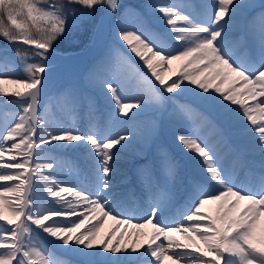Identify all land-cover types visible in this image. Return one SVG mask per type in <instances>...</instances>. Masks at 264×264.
Masks as SVG:
<instances>
[{
  "label": "snow or ice",
  "instance_id": "6c2138e0",
  "mask_svg": "<svg viewBox=\"0 0 264 264\" xmlns=\"http://www.w3.org/2000/svg\"><path fill=\"white\" fill-rule=\"evenodd\" d=\"M149 7L167 27H153L147 21L139 29L121 26L126 15L143 18L135 6L121 0H0V38L9 45L33 46L25 56L17 50L21 61L28 55L33 58L25 68L27 79L0 65V95L6 94L5 83L18 86L11 94L18 98L13 103L19 109L18 118L0 129V181L10 182L0 184V222H4L0 224V264H50V253L56 248L74 259L57 258L51 264H121L122 258L134 254L137 258L151 256L156 264H162V258L173 264L180 260L264 264V236L257 233L264 217V0L258 4L210 0L203 6L206 13L189 11L197 6L183 0H156ZM255 8L260 9L258 38L242 40L239 48L230 47V27ZM113 15L117 16L118 40L151 76L136 71L140 85L130 94L117 76L123 49L109 46L94 59L85 79L95 81L108 104L112 127H104L98 118L87 131L52 122L40 112L48 74L53 71L49 58L57 45L71 43L77 33L90 31L94 38L99 24ZM0 54L10 60L6 49H0ZM174 62L177 69L171 71ZM165 65L171 71L167 79L162 74ZM12 75L17 78L6 79ZM61 95L74 113L80 97L73 89H65ZM183 95H190L191 100L181 103L177 98ZM169 104V115L184 122L172 133L183 153V164L171 153L158 150V161L141 165L152 169L155 183L149 188L155 187L160 195L150 204V215L141 217L143 223H132L137 219L136 210L118 202L120 194L112 182L114 165L138 139L146 148L156 141L164 129L163 113ZM89 109L94 115L91 100ZM147 111L160 113L161 118L153 119L143 133L134 131L132 122ZM205 128L209 135L202 133ZM57 151L76 153L83 160V174L75 182L53 178L59 161L50 153ZM244 154L258 157L259 187L236 182L234 170L236 165L244 167ZM228 157L232 158L231 168L224 163ZM37 160L45 162L35 163ZM33 163L35 167L30 166ZM185 167L192 172L187 211L181 212L183 219L178 222L172 218L174 226H161L169 183ZM43 169L49 170L47 175ZM6 194L15 202L10 203ZM41 203L47 206L38 209ZM206 205H215L214 212L206 213ZM124 216L127 218L122 219ZM105 218L113 220L116 228L123 224L136 229L128 233L133 244H121L123 232L113 242L116 228L102 237ZM174 232L191 233L184 237L188 243L178 242L171 235ZM141 236L147 237V247L142 245L139 251L135 240ZM161 236L168 242L167 249L193 251L168 252L164 244L157 243Z\"/></svg>",
  "mask_w": 264,
  "mask_h": 264
},
{
  "label": "bare ground",
  "instance_id": "6f19581e",
  "mask_svg": "<svg viewBox=\"0 0 264 264\" xmlns=\"http://www.w3.org/2000/svg\"><path fill=\"white\" fill-rule=\"evenodd\" d=\"M107 19H108V23L110 24L111 16L107 17ZM102 43H103V37L97 36L95 37L93 43L86 50L58 54V61L56 63L51 64L53 67V71H51L48 74L47 85H49L58 76L67 73L75 63L82 62L87 56L96 52L101 47ZM125 57L128 61L133 62V59L130 57L129 54L125 55ZM120 61L121 63L119 64V66L122 67L125 61L123 59H120ZM135 64H136L134 68L135 73L136 71H139L141 73L147 74L148 76H151V73L147 70L146 66L143 65L142 61ZM0 65L4 66L6 70H9V65L7 61L0 60ZM162 74L164 75V73ZM133 77L138 78L139 76L137 74H133ZM15 78H17L16 75L6 77V79H15ZM165 78L167 79L166 76ZM2 87L4 88L6 94L0 95V99L14 97L12 96L11 93L18 86L5 83L4 85H2ZM46 94H47V89H45V95L42 98L40 112L42 115H45L46 118L50 119L52 122L60 126L71 125L81 131H87L90 122H94L91 119L90 113L86 109H84L80 114L76 113V110L74 113H70L68 110H64L62 108L61 101L57 99L58 106L61 107L64 111L63 115L59 114L54 104L46 99ZM78 107L80 106L78 105ZM66 118H69L70 120L67 121ZM14 119L6 118L0 111V129H3L6 125L12 123ZM202 133L204 135H209V131L206 128L202 129ZM212 139H214V137H212ZM7 155L8 154L6 153L4 157L5 160H7ZM50 155L56 156L57 160L59 161V166L57 167V170L54 173L53 178L59 180H65L69 182H75L78 175L82 176L83 160L78 156V154L69 151H57L54 153H50ZM138 159H139V153L137 152L136 146L132 145L127 150V154H122L120 156V159L114 165L115 174L112 177V182L115 186V190L117 193L120 194L118 202L124 208L136 210L134 214L136 215L137 219L133 220L132 223H136L137 220L143 223V219H141V217L145 214L150 215V213H148L147 210L150 204L160 195L158 190L155 189V187H152L151 189L149 188V185L153 184V182L148 177L147 172L140 173V171L134 170L138 162ZM241 159L244 163V167L241 168L239 165H236L234 170L236 182L254 188L259 187L260 169L258 166V159L253 160L251 159V157L247 155L242 156ZM43 162L45 161L43 160L35 161V163H43ZM35 163L31 164L30 166L35 167ZM224 163L231 168L232 158L228 157L224 161ZM2 171H7V170H2ZM42 171L45 173V175H47L49 170L43 169ZM33 179H39V178L34 176ZM0 184H10V182L0 181ZM187 191H188V183H187ZM6 197L9 198L10 203L15 202L11 198V194H6ZM46 199L51 200L52 198L48 197ZM69 199H71V197H69ZM167 199H168V195L166 196L164 218L161 220V226H163V223H169L171 226H174L172 218H174L176 222L183 219V217L180 214L181 212L187 211L188 199L183 204H179L171 209H168ZM44 206L47 205L41 203L40 205H38V209L39 207H44ZM214 209H215V205H206L204 211L206 213H209V212H214ZM121 218L126 219L127 217L124 216ZM73 219H75V217H73ZM91 222L94 223V221ZM2 223L4 222H0V224ZM187 224L188 222L184 221V226H187ZM113 228H116L115 222L111 219L105 218L104 221L102 222V227H100V235L102 237L106 236L107 233L110 232ZM135 231L136 229L132 228L131 225H128L126 227L125 225L122 224L120 225L119 228H116V231L113 233L111 239L113 240V242H115L116 237H119L121 232H123L124 237L121 239V244L125 243L126 241L128 245H131L133 244V239L129 237L128 233L130 232L134 233ZM257 233L258 236H264V217L261 218L258 224ZM171 235H173L178 242L184 244V243H188V241L185 240L184 238L185 235H191V233L185 234L182 232H174ZM157 243L164 244L166 251L168 252L193 251L192 249H175V248L167 249L168 242L164 240L163 236L160 237ZM142 245L144 247H147V237L141 236L135 240V247L137 248V250L142 251L141 248ZM49 258H50V264L52 260H55L57 258L74 259V257H72L69 253L59 248L52 249ZM210 258H211L210 256L205 257V259H210ZM148 261H152L153 264H156L154 258H152L151 256H147V257L141 256L137 258L135 254L127 259L122 258L121 264H147ZM162 264H173V261H170L167 258H162ZM178 264H190V262L187 260H180Z\"/></svg>",
  "mask_w": 264,
  "mask_h": 264
},
{
  "label": "rangeland",
  "instance_id": "374dc122",
  "mask_svg": "<svg viewBox=\"0 0 264 264\" xmlns=\"http://www.w3.org/2000/svg\"><path fill=\"white\" fill-rule=\"evenodd\" d=\"M137 1H138V4L144 5L143 2H145L146 0H137ZM183 2L185 3V0H183ZM209 2L210 0H197L195 1V3L190 2L189 4L197 6L191 10L195 11L197 9H200L201 12H198V13H206L207 9L203 6L207 5ZM252 2L258 4L259 0H252ZM156 18H157L156 20L160 19L159 17H156ZM142 24L143 23H140V22H132V23L121 22V26H126L129 28L135 27L137 29H139L142 26ZM150 25H152L153 27H167L164 24V22L163 24L159 25L157 21H154V22L151 21ZM178 26H183V25L181 22H178ZM243 35L244 33L232 34L229 39V46L234 49L239 48L243 40ZM97 36L103 37V43L101 47L96 52L87 56L82 62L75 63L67 73L58 76L49 85H47L46 86V89H47L46 99L54 104L59 114L63 115L64 114L63 109L68 110V107H67L68 101L66 97L61 95V92L65 89H73L76 92L77 96L80 97V103H79L80 107L76 108V113L80 114L84 109H86L90 113L89 100H91L94 103V107H95V112H94V115H91V119L93 121H96L98 118V122L101 125H103L106 128H109V127H112V122L108 114L109 106L104 101V98L100 93V90L96 87L95 81H92L90 83L85 79V73L87 72L89 66L92 64L94 59H96L98 56L103 54L109 46H112V45L120 46L123 49L121 59H123L125 62L122 67L121 66L118 67L117 76L122 86L126 90H128L130 94H134L140 85L139 77L138 78L133 77V74H136L134 72V68L136 65L135 63H138L141 61H139V58L136 57L134 53H133L134 55L131 53L130 49H128L127 45L123 41L118 40L117 33H116V22H113L112 16H111L110 24L108 23L107 17L104 18L103 23L99 25L98 31L96 32L95 37ZM0 49H6L7 57L10 58V60H5L3 55L0 54V60L7 61L10 71L14 70L15 73H17L19 76H23L25 79H27L25 68L27 66V63L33 62V58L28 55L25 60L21 61L17 53L10 52L9 49H7L6 47H0ZM128 54L133 59V62H130L126 59L125 55H128ZM25 55L26 54H20V56H25ZM50 60L51 62L52 60H54V63L57 62L58 54L54 53L49 58V61ZM163 73L166 77L171 75V71L169 70L167 65H165L163 69ZM107 78H111V76H108ZM172 78L175 79L176 77L172 76ZM154 79L155 78L152 77L153 81ZM156 87L159 88L158 82H156ZM165 95H168V94L165 93ZM172 95H175V94H172ZM16 99L18 98L11 97V98L0 99V111L6 118L14 119L15 117L16 119L18 117V113H19L18 107L13 106V105L8 106L9 105L8 103L13 102ZM57 99L61 101L63 109L58 106ZM177 99L181 103H184L185 101H190L191 97L180 96ZM171 107H172L171 104L167 105L163 113L164 129L161 132V137L163 139H161V137L157 138L156 141L150 147H147V148L145 147L143 142L139 139L133 143V145L136 146L137 152L139 153V159H138V162L134 170L140 171V173L147 172L148 177L151 179L153 183H155V176L152 172V169L150 167L141 168V165L148 164L150 161H158V150L169 152L172 155H173V152H172L173 150L171 149V147L177 150H180V148L174 142V137L172 133L176 128L184 126V122L180 120L178 117L169 115V112L171 111ZM160 118H161L160 113H155L152 111L144 112L142 113V115L137 116L136 119L132 122L133 125H135L134 131L143 133L148 128L151 127L153 119L159 120ZM121 119H124V118L121 117ZM66 120L69 121L70 119L66 118ZM234 143H237V142H234ZM244 155H247V154H244ZM249 157H251V159L253 160L258 159V157L256 156H249ZM178 159H181V163L183 164V157L178 158ZM183 169H184V177H185L184 187L182 186L180 188V191L181 189L184 188L185 192H183V196L179 200L178 197H180L179 196L180 191L177 194L176 191L171 186L172 182H170L169 183L170 192L165 194V197L168 195V199H167L168 209H171L179 204H183L187 199L189 200V195L187 191V183H188V176L192 175V172H191V169L187 167Z\"/></svg>",
  "mask_w": 264,
  "mask_h": 264
},
{
  "label": "trees",
  "instance_id": "16d2710c",
  "mask_svg": "<svg viewBox=\"0 0 264 264\" xmlns=\"http://www.w3.org/2000/svg\"><path fill=\"white\" fill-rule=\"evenodd\" d=\"M165 0H161V2H164ZM154 2H156V0H146L144 3V5L142 4H138L137 0H121V3L124 5H132L136 7L137 12L142 13L143 18L140 19L136 16H130V15H126L122 18L121 22H125V23H132V22H140V23H144V21H147L148 23L151 24V21H157L159 23V25L163 24V21L161 19L156 20V17H159L158 14H154L151 10V8L149 7L151 4H153ZM190 2H194L195 0H185L186 4H189ZM189 11H193L191 9H188ZM195 12H201L200 9L195 10ZM260 12L259 8H255L249 11H246L244 13L243 16H241L229 29L231 35L232 34H239V33H244L243 35V40H247V41H251L253 39V37H257L258 38V29H259V20L257 19V14ZM4 22L7 24V17H3ZM112 20L113 22L117 21V16L113 15L112 16ZM29 23H31L29 21ZM100 25V24H99ZM98 31V30H97ZM96 31V32H97ZM96 35V34H95ZM93 36L92 33L90 31L88 32H82V33H77L74 40L71 43H63V44H59L56 47V51L55 53L58 54H62V53H69V52H76V51H80V50H84L86 49L93 41ZM0 47H6L7 49H9L10 52L12 53H17V50L19 49L20 54H26L33 46H29V45H24L22 44V42H16L13 43L11 45L8 44V42L6 40H4L3 38H0ZM175 54V53H174ZM30 56V55H29ZM49 63H54V60L49 61ZM177 69V62H174L173 65L171 66V71H174ZM175 77V76H174ZM185 83H187V81H185ZM189 87L191 88L192 86L189 85ZM183 96H189L190 95H183ZM9 104V105H8ZM8 106H16V104H14L13 102L8 103ZM142 115V114H140ZM161 135L158 137L160 138ZM161 139H163L161 137ZM171 149L174 151L173 155L175 157L180 156L183 157V153L180 150H177L173 147H171ZM184 183V178H183V169L181 170V175L179 177L176 178L175 182L173 183V185L175 186V188L177 189V191H180V188L183 186Z\"/></svg>",
  "mask_w": 264,
  "mask_h": 264
}]
</instances>
